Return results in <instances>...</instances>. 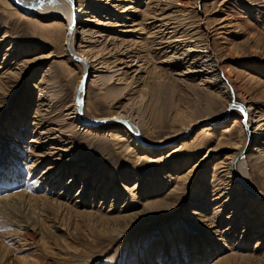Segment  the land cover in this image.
<instances>
[{"label":"rangeland","instance_id":"obj_1","mask_svg":"<svg viewBox=\"0 0 264 264\" xmlns=\"http://www.w3.org/2000/svg\"><path fill=\"white\" fill-rule=\"evenodd\" d=\"M72 2L88 40L75 36L77 55L100 76L83 119L123 109L147 145L70 118L82 68L64 21L0 0V264H264V203L228 176L246 103L260 126L246 168L264 196V0ZM196 56L215 76L188 72Z\"/></svg>","mask_w":264,"mask_h":264},{"label":"bare ground","instance_id":"obj_2","mask_svg":"<svg viewBox=\"0 0 264 264\" xmlns=\"http://www.w3.org/2000/svg\"><path fill=\"white\" fill-rule=\"evenodd\" d=\"M19 1L22 4L26 5V6H30V5H33L36 0H19ZM72 1L73 0H41V5L37 9L31 11V14H37L38 13L40 15L41 14H46V15H49V16H52L53 15V16H56V17H60L64 21V24H65L64 26H65V29H66V33H67V31L69 29L71 30V39H70V49H71V52H73L74 54L75 53L77 54L76 48H75V44H74L75 43V36L77 34H81L82 35L81 36V39H80V42H87L88 40H87V37H86L87 36L86 30L85 29H82V25H79L78 24V23L82 24V20H81L80 13H81V11L83 9H81V7H80L81 4H79L78 7L75 8L73 6V2ZM12 6H14V5L12 4ZM73 7H74V9H73ZM22 13L25 14V12H22ZM79 29H82V30L80 32H78ZM63 44L65 45V40L63 41ZM81 45H82V43H81ZM190 48L191 49H189L187 52H199V50H196L194 46L193 47H190ZM66 51H67L69 57H71L70 54H69V52H68V50H67V48H66ZM79 54L88 63L87 64L86 61L82 59L83 62L80 63L81 68H82V74L81 75H83V73H84L85 70H87L88 73H89V67H90L89 65H91L92 62L97 61L96 58H95V56H93V57L91 56L92 58H90L89 56H87L84 53L83 50L81 52H79ZM184 59H187V56H186V58L184 57ZM192 62L194 64V67H199V68H197L195 70H192V69L191 70H188V72H195V73H199V72H202L203 73V72H205V74H208L210 76V75H214L213 73L217 71L216 69H212L210 67L204 68V66H206L207 64H205V61L203 60V57H201V56H196L195 58L192 59ZM97 66L92 67L91 75L88 76V80L87 81H90L91 82L93 80H98L99 79L100 76L98 74L99 70L96 68ZM45 74H47V73L45 72ZM78 96L79 95H78V93L76 91V94H75V102H76ZM236 105L237 104L230 105L229 106V109L227 111H229L231 108L232 109L235 108L234 106H236ZM236 109L239 112H241V114H242V116L244 118L243 119V126H242V128H243V131H244V135H246V137H247V140H246L245 146H243V148H241L240 151L237 154H235V156L229 157V160H230L229 161V166H231L232 173L231 174L229 173L228 176L234 180V183H235L234 186L236 185L238 187V190H241V192L243 194H246V196L249 197V198H254L255 197L256 199H258L259 201H262V203H264V196L263 195L261 196L259 194L258 190L254 187L253 182H251L249 180L248 171H247V168H246V166H247V164H246V157H247L246 154L242 158H240L237 161H235V158L239 154H241V152L243 151L244 148H246V151L248 150L249 144H251V141H253L254 138H255V136H257V133H258V130L260 129L259 128L260 126L257 125L258 126L257 127L256 124L259 122V120H256L254 117H251L250 118V122L249 123H246V125H245V121H246V118H247L246 115L247 114L248 115L251 114V111H250L251 110V107L249 105H247L246 103H242V104L241 103H238V106H236ZM123 111L124 110L121 109L119 112L113 113V114H111L110 116H108L106 118L112 119L113 117H118V118H126L127 119V117L123 113ZM71 114H72V116L70 118H73V120L75 122L76 121L77 122L80 121V120H78L79 116H78V112H77V108H76V103H75V106L73 107V111L71 112ZM102 119H104V118L92 119V120H102ZM87 120H91V119H87ZM132 123H133V128H132V131L131 132L127 128H125V127L124 128L127 129L131 133V135L134 136L133 138L137 139L135 132H139V129H138V126H137L136 123H134V122H132ZM40 126H43V123H40ZM208 128H211V127H208ZM46 133H40L39 135L41 136V135H44ZM30 136H31V134H30ZM42 138H44V137H42ZM49 139H51V138H49ZM129 139L131 140V142H133L132 137L129 138ZM133 144L136 145L139 149L144 150V148L142 146H140V144H137L135 142H133ZM246 151H245V153H246ZM154 152H159V151H154ZM256 152L258 153L259 152V149H258V151L256 150ZM261 156H262L261 153H258L257 154V159L259 157H261ZM41 163H42V161L36 160V161H34L31 164L30 168H32L33 170L34 169H37L38 166ZM60 168H62V165L60 164V160L59 159H55V161H53V163H51V165L46 170L43 171L42 175L44 176V179L48 180V178H50V176L55 172V170L56 169H60Z\"/></svg>","mask_w":264,"mask_h":264},{"label":"water","instance_id":"obj_3","mask_svg":"<svg viewBox=\"0 0 264 264\" xmlns=\"http://www.w3.org/2000/svg\"><path fill=\"white\" fill-rule=\"evenodd\" d=\"M14 6H16L21 12L25 13H30L31 11L37 9L41 5V0H36L33 5L26 6L22 4L19 0H9ZM74 9V7H73ZM70 39H71V30L69 29L66 33L65 36V47L67 48L71 58L79 63H82L83 60L81 57H79L77 54H74L71 52L70 49ZM87 80H88V71L85 70L77 87V93H78V98L76 100V108L78 112V116L82 118L83 116V106H84V98H85V90H86V85H87ZM81 122L84 123L86 126H92V127H98L107 123H119L123 125L125 128H127L130 132L132 131L133 128V123L126 119V118H118V119H109V118H104L102 120H87V119H81ZM191 130H187L185 134L189 133ZM136 133V138L139 140V142L143 143L144 145H147V143L143 142L141 138V134L139 132ZM246 148L243 149L241 154H239L236 158L235 161L238 159L242 158L245 155Z\"/></svg>","mask_w":264,"mask_h":264},{"label":"snow or ice","instance_id":"obj_4","mask_svg":"<svg viewBox=\"0 0 264 264\" xmlns=\"http://www.w3.org/2000/svg\"><path fill=\"white\" fill-rule=\"evenodd\" d=\"M112 119H118V117H113Z\"/></svg>","mask_w":264,"mask_h":264}]
</instances>
